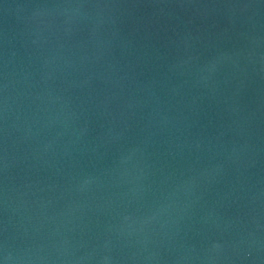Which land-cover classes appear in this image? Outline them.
Returning <instances> with one entry per match:
<instances>
[{
	"label": "water",
	"instance_id": "obj_1",
	"mask_svg": "<svg viewBox=\"0 0 264 264\" xmlns=\"http://www.w3.org/2000/svg\"><path fill=\"white\" fill-rule=\"evenodd\" d=\"M0 264H264V0H0Z\"/></svg>",
	"mask_w": 264,
	"mask_h": 264
}]
</instances>
